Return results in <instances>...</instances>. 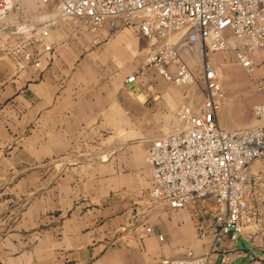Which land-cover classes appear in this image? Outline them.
Here are the masks:
<instances>
[{"label": "crops", "instance_id": "obj_1", "mask_svg": "<svg viewBox=\"0 0 264 264\" xmlns=\"http://www.w3.org/2000/svg\"><path fill=\"white\" fill-rule=\"evenodd\" d=\"M35 1L40 9L17 2L22 11L7 23L51 12ZM50 41L40 69L17 72L7 54L16 40L0 38V264H162L187 250L206 255L191 210L149 198L145 160L154 139L178 128L179 106L201 103L202 82L197 99L194 87L146 68L147 41L129 28L105 23L91 33L58 21ZM250 59L248 76L230 52L208 55L224 94L217 121L225 130L264 127L252 113L264 102V48ZM184 60L193 71L192 58ZM247 172L254 184L244 204L254 207L264 196V158ZM143 227L152 233L140 240ZM240 242L253 250L244 235Z\"/></svg>", "mask_w": 264, "mask_h": 264}, {"label": "built area", "instance_id": "obj_2", "mask_svg": "<svg viewBox=\"0 0 264 264\" xmlns=\"http://www.w3.org/2000/svg\"><path fill=\"white\" fill-rule=\"evenodd\" d=\"M49 14L26 16L7 23L10 13H21L13 0H0V38L16 43L7 50L17 72L41 68L43 55L52 52L50 31L58 21H69L95 33L103 24L129 28L147 41L146 68L154 69L178 87L197 84L184 56L200 64L203 98L195 107L180 105L178 128L154 139L146 151L150 169L149 198L171 209L191 210L194 239L209 243L206 255L185 251L180 259L162 264L251 263L255 253L239 248L253 217L244 199L254 184L248 166L264 158V127L225 130L217 121L224 94L208 55L230 52L250 76V56L264 48V0H38ZM134 76L126 78V83ZM264 84V79H262ZM260 90L261 86L255 87ZM264 121V102L252 107ZM150 227L138 232L142 240ZM161 240V236H158Z\"/></svg>", "mask_w": 264, "mask_h": 264}, {"label": "rangeland", "instance_id": "obj_3", "mask_svg": "<svg viewBox=\"0 0 264 264\" xmlns=\"http://www.w3.org/2000/svg\"><path fill=\"white\" fill-rule=\"evenodd\" d=\"M19 2L26 9L27 7L33 8V10L40 9L41 7L36 3L35 0H15ZM193 60V59H192ZM193 72L197 78V84L190 85L195 89V97L200 98V89H202L200 83V64L193 60ZM173 131V130H172ZM250 192V191H249ZM248 192V194H249ZM247 194V195H248ZM246 195V196H247ZM256 206L249 207L244 204V207L250 212L253 217L252 224L245 228L244 237L247 240V243L255 251V258H253L251 263L264 264V196H258L257 199H254ZM241 247V242H239ZM247 246V245H246Z\"/></svg>", "mask_w": 264, "mask_h": 264}]
</instances>
